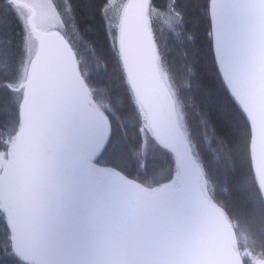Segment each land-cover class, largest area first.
Returning <instances> with one entry per match:
<instances>
[{"label": "snow or ice", "instance_id": "obj_1", "mask_svg": "<svg viewBox=\"0 0 264 264\" xmlns=\"http://www.w3.org/2000/svg\"><path fill=\"white\" fill-rule=\"evenodd\" d=\"M0 264H264V0H0Z\"/></svg>", "mask_w": 264, "mask_h": 264}]
</instances>
